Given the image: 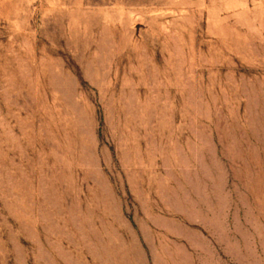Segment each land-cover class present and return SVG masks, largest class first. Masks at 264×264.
Returning <instances> with one entry per match:
<instances>
[{"label": "rangeland", "instance_id": "1", "mask_svg": "<svg viewBox=\"0 0 264 264\" xmlns=\"http://www.w3.org/2000/svg\"><path fill=\"white\" fill-rule=\"evenodd\" d=\"M0 264H264V0H0Z\"/></svg>", "mask_w": 264, "mask_h": 264}]
</instances>
